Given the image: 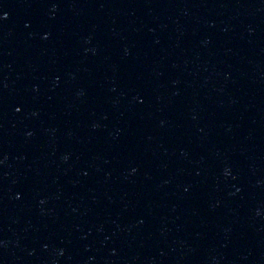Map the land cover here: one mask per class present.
I'll return each mask as SVG.
<instances>
[{"label": "water", "instance_id": "95a60500", "mask_svg": "<svg viewBox=\"0 0 264 264\" xmlns=\"http://www.w3.org/2000/svg\"><path fill=\"white\" fill-rule=\"evenodd\" d=\"M5 13L0 264H264V0Z\"/></svg>", "mask_w": 264, "mask_h": 264}, {"label": "snow or ice", "instance_id": "6c2138e0", "mask_svg": "<svg viewBox=\"0 0 264 264\" xmlns=\"http://www.w3.org/2000/svg\"><path fill=\"white\" fill-rule=\"evenodd\" d=\"M6 16H7V14L5 13L3 17H0V19L6 18Z\"/></svg>", "mask_w": 264, "mask_h": 264}]
</instances>
